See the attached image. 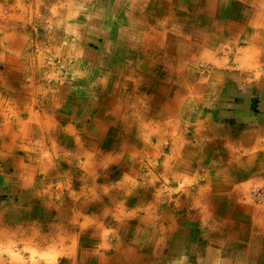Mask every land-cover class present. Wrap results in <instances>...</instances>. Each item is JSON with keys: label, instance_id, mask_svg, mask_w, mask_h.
Here are the masks:
<instances>
[{"label": "crops", "instance_id": "1", "mask_svg": "<svg viewBox=\"0 0 264 264\" xmlns=\"http://www.w3.org/2000/svg\"><path fill=\"white\" fill-rule=\"evenodd\" d=\"M80 2L118 55L0 76V264H264V0Z\"/></svg>", "mask_w": 264, "mask_h": 264}, {"label": "rangeland", "instance_id": "2", "mask_svg": "<svg viewBox=\"0 0 264 264\" xmlns=\"http://www.w3.org/2000/svg\"><path fill=\"white\" fill-rule=\"evenodd\" d=\"M80 4V0H0V76L11 83L14 79L11 70L18 74L23 61L29 81L35 78L36 82L41 73H46L53 76L52 79L45 76L44 79L50 80H46L47 84H53L63 77L59 75L60 70H72L77 63L75 59L68 60L67 55L93 52L105 55L106 60L118 55L116 38L111 35L118 33L117 23L104 22V17L112 13L102 12L104 17L99 15L101 20L93 21L90 17L98 16L97 12L77 11ZM19 14L23 19L18 18ZM94 30L99 35V44L91 40L95 37L92 36ZM127 39L123 43L125 51L129 45ZM40 63L43 64L39 66ZM54 71L57 75L52 74ZM23 72L19 78L26 77Z\"/></svg>", "mask_w": 264, "mask_h": 264}, {"label": "built area", "instance_id": "3", "mask_svg": "<svg viewBox=\"0 0 264 264\" xmlns=\"http://www.w3.org/2000/svg\"><path fill=\"white\" fill-rule=\"evenodd\" d=\"M252 196L254 200L258 203H264V189H253L252 190Z\"/></svg>", "mask_w": 264, "mask_h": 264}, {"label": "bare ground", "instance_id": "4", "mask_svg": "<svg viewBox=\"0 0 264 264\" xmlns=\"http://www.w3.org/2000/svg\"><path fill=\"white\" fill-rule=\"evenodd\" d=\"M155 37V36H154ZM127 98V97H126ZM120 104V103H119ZM98 117V116H97ZM150 136V135H149ZM106 167V166H105ZM105 198V197H104ZM42 212V211H41ZM172 218V217H171ZM162 226H164V225H162Z\"/></svg>", "mask_w": 264, "mask_h": 264}]
</instances>
